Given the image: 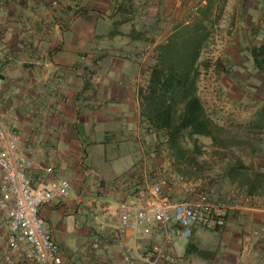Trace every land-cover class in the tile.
<instances>
[{
  "label": "crops",
  "instance_id": "obj_1",
  "mask_svg": "<svg viewBox=\"0 0 264 264\" xmlns=\"http://www.w3.org/2000/svg\"><path fill=\"white\" fill-rule=\"evenodd\" d=\"M207 1L215 9L222 0H0V117L21 134L34 182L51 176L49 165L70 180L69 197L40 207L63 264H144L142 256L159 242L157 228L142 238L131 229L118 233L119 202H145L144 188L155 183L174 200L195 198L185 183L166 184L149 147L162 131L143 116L140 90L157 45ZM230 6L244 14L231 42L264 33V0H227L224 9ZM6 223L0 209V264H40L25 256L27 245L8 247ZM195 229L173 239L168 264H264L257 259L264 244L257 251L246 244L250 233L264 236L263 208L235 211L212 229L219 245L202 244ZM207 238L201 231L199 239Z\"/></svg>",
  "mask_w": 264,
  "mask_h": 264
},
{
  "label": "built area",
  "instance_id": "obj_2",
  "mask_svg": "<svg viewBox=\"0 0 264 264\" xmlns=\"http://www.w3.org/2000/svg\"><path fill=\"white\" fill-rule=\"evenodd\" d=\"M3 84L4 79L0 75V97ZM22 142L21 134L0 117V209L7 214L8 247L18 250L21 244H25L28 259L40 264H63L60 244L49 229L40 207L52 199L69 197L70 180L59 168L49 165L45 171L51 176L34 182L30 174L34 160L21 150ZM170 182L187 184L195 198L174 200L163 193L160 183H155L150 187L145 202L123 199L117 208L118 233L131 229L142 238L157 228L155 238L159 242L142 256L144 264H168L167 251L173 239L190 237L196 227L221 228L235 211L248 207L264 209L261 201L240 189L218 195L201 181H185L175 175ZM99 244L98 238L93 241L94 247ZM130 259L128 256L126 262L129 263Z\"/></svg>",
  "mask_w": 264,
  "mask_h": 264
},
{
  "label": "rangeland",
  "instance_id": "obj_3",
  "mask_svg": "<svg viewBox=\"0 0 264 264\" xmlns=\"http://www.w3.org/2000/svg\"><path fill=\"white\" fill-rule=\"evenodd\" d=\"M226 1H220L211 15V35L202 50L198 64L197 92L207 113L217 124L218 138L225 139L229 145L220 153L218 151L220 143L214 145L209 136L197 135L199 149L196 150L192 140L188 138L186 145L189 153L197 155L202 165L200 170L203 172L197 175H185L177 170L178 167L187 168L188 165L184 162L175 164L173 158L169 157L164 132L161 134L162 140L149 146L157 152L156 155L163 164L167 185L171 184L170 180L173 176L178 175L186 181H201L213 188L218 195L235 189L245 192L237 183L223 176L222 170L227 161L239 158L252 168L264 170V110L262 109L264 74L254 65L250 52L252 46L262 41L264 33L254 30L251 39L249 37V40L244 42L245 38L242 35L240 38L236 37V42L233 40L231 42L230 32L236 24L243 25L244 14L234 13L232 6L224 9ZM190 19L191 17L187 20ZM256 25L261 27L262 23L256 22ZM233 139L241 142H236L234 145ZM90 159L91 157L87 160L88 163ZM93 159L97 165L98 157ZM152 173H148L151 174V178ZM144 189L149 190L148 187ZM250 195L264 204L262 196ZM201 231H205L208 235L205 242L199 239ZM195 232L197 236L195 239L202 244L219 245L220 243L219 234L212 229L196 227ZM261 234H264V231ZM249 237L246 241L248 247L252 246L256 251L263 247L264 236L260 240L259 234L250 233ZM257 259L264 262L263 257Z\"/></svg>",
  "mask_w": 264,
  "mask_h": 264
},
{
  "label": "trees",
  "instance_id": "obj_4",
  "mask_svg": "<svg viewBox=\"0 0 264 264\" xmlns=\"http://www.w3.org/2000/svg\"><path fill=\"white\" fill-rule=\"evenodd\" d=\"M212 13V1H207L190 20L175 24L165 41L157 45L148 83L140 90L143 116L154 130L166 134L168 155L174 163H187V168L177 169L185 175L203 172L198 156L188 151V138L196 150L199 149L197 135L209 136L214 145L220 143V153L229 145L225 139L218 138L217 124L207 113L197 92L198 64L211 35ZM250 52L254 65L264 74V37L251 47ZM236 142L241 141L233 139L234 145ZM222 174L247 194L264 198V170L252 168L237 158L225 163Z\"/></svg>",
  "mask_w": 264,
  "mask_h": 264
}]
</instances>
